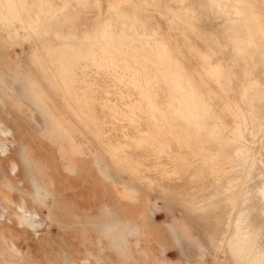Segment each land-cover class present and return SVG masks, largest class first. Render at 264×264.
<instances>
[{
    "label": "rangeland",
    "instance_id": "obj_1",
    "mask_svg": "<svg viewBox=\"0 0 264 264\" xmlns=\"http://www.w3.org/2000/svg\"><path fill=\"white\" fill-rule=\"evenodd\" d=\"M45 26L54 43L41 42ZM0 51V123L22 129L7 140L9 153L0 152V195L10 186L13 200L27 193L34 202L24 137L48 165L43 176L54 179L61 206L39 237L27 234L32 264H48L60 240L76 264H145L152 253L159 260L150 262L164 264H264V0H0ZM172 78L180 97L162 89ZM91 219L87 244L76 231ZM16 245L25 257L29 249Z\"/></svg>",
    "mask_w": 264,
    "mask_h": 264
},
{
    "label": "crops",
    "instance_id": "obj_2",
    "mask_svg": "<svg viewBox=\"0 0 264 264\" xmlns=\"http://www.w3.org/2000/svg\"><path fill=\"white\" fill-rule=\"evenodd\" d=\"M30 97L32 100H35L36 98L35 94H30ZM42 106H44L43 103H38V107H42ZM0 124H1L0 127H6L10 131V134L6 135L9 137H6V138L4 136L0 137V152L3 151L2 153H4V155H7V152L9 151V147H8L9 142L7 140L14 139L15 141L17 133L21 131L22 129L12 127L10 123H8L7 125L3 123H0ZM53 124L55 125V129H54V132L52 133V136L53 138L55 137V139L60 138L61 130L57 126L56 123H53ZM21 140L22 141L24 140L23 146H22V152H21L22 156L26 161H28L27 167L30 170V172L34 174V178H35L36 190L33 193L28 194V195H32V199L34 200V202L32 204L29 203L28 201L29 198L27 196V193L21 195L18 201L13 200L11 192H10V186H8L9 189L7 190L6 193L3 192L0 195V199H1L0 207H2L0 208V264H32L31 263V261H33L32 257L33 256L36 257V256L33 255L34 252L31 251L30 243H29V240H27L26 236L30 235L32 231L33 233H35V235H37V237H39V235L41 234L40 227L43 226L44 224H46L47 226H50L52 223H54L57 218L58 209L61 208V206L59 205L60 201L56 195V190H55L56 184L54 182V179L48 178V177L45 179L43 176L44 174L45 175L48 174L47 173L49 169L48 165L45 166L42 162H40V160L36 156L35 148L30 146L28 143H24L26 142L25 141L26 139L24 137H21ZM58 152L60 154V157L64 159V165L66 167L67 166L66 164H68L67 154L64 153L63 150H60V149H58ZM10 165L12 168L11 171L13 170L12 173L14 175H17V172L20 169V166H18L19 165L18 160L15 158L14 159L12 158ZM43 187H46L48 189L45 195L41 194V189ZM23 208L25 209V211ZM22 210H23V213H22ZM121 210H125V209L122 207ZM10 211H13V213L11 214ZM20 213H21V216H20ZM12 215L16 223L14 222V219H12L13 218ZM30 221L33 222L34 224L31 223ZM79 224H80L81 229L80 227H78V230L76 231L78 234L77 236L79 237V241H80V232H83L86 235L87 244L92 243L90 240L91 239L90 235L94 233V225H95L94 219L87 220ZM108 226L110 227L111 223H109ZM83 229H86L85 230L86 232H84ZM19 239H21V241ZM17 243L18 245L19 243H22L23 247L24 245H26V247L29 249L27 250V252L24 251L25 257L21 254L20 249L16 245ZM49 243L50 241L46 243L48 244L47 247H49ZM56 248L57 249L53 250V253L51 255L46 253L47 254L46 259H47L48 264H59V259H58L59 254L63 256V260L67 264H76L72 252L67 248L63 240H60L58 244H56ZM23 250H25V248H23ZM87 255H88V258L89 257L91 258V252L89 249L87 250ZM155 255L156 254L152 253L151 256H146V259L153 260L155 258L157 260L158 258ZM119 256H123V253L119 252ZM157 256L159 257V255ZM165 259L167 260V264H169V260L167 258ZM150 260L145 261V264H148V263L164 264V263H159V261L150 262Z\"/></svg>",
    "mask_w": 264,
    "mask_h": 264
},
{
    "label": "bare ground",
    "instance_id": "obj_3",
    "mask_svg": "<svg viewBox=\"0 0 264 264\" xmlns=\"http://www.w3.org/2000/svg\"><path fill=\"white\" fill-rule=\"evenodd\" d=\"M10 5H11V4H10ZM12 5H13V3H12ZM21 5H22V4H21ZM9 7H10V6H9ZM25 7H26V6H25ZM217 7H218V6H217ZM22 9H24V8H22ZM6 10H7V9H6ZM8 10H9V9H8ZM15 10H16V9H15ZM12 11H13V10H12ZM15 12H16V11H15ZM26 12H27V11H26ZM52 12H53V11H52ZM53 13H54V12H53ZM8 15H9V14H8ZM13 15H14V14H13ZM5 18H6V17H5ZM25 18H26V17H25ZM53 22H55V20H54ZM230 22H231V21H230ZM233 23H234V22H233ZM104 24H105V23H104ZM38 26H39V25H38ZM50 27H51V25H50ZM54 28H55V27H54ZM26 29H27V28H26ZM44 29H45V32L43 33L44 35H43L42 38H41V42H42V43L44 42L46 45H47V44H50V43H54V41H55V37H54L52 34H50L51 32L49 33V32L47 31L46 26H45ZM105 29H106V28H105ZM8 35H9V34H8ZM26 35H27V34H26ZM15 36H16V35H15ZM27 37H28V35H27ZM19 40L21 41L22 38H21L19 35H17V39H16V40H13L12 43H18ZM113 42H114V41H113ZM103 43H104V42H103ZM55 44H56V43H55ZM61 48H62V47H61ZM64 48H65V47H64ZM183 48H184V47H183ZM186 49H187V48H186ZM190 50H191V49H190ZM233 51H234V49H233ZM0 52H2V51H0ZM17 52H18V51H17ZM158 52H159V51H158ZM18 55H19V57H20V54H18ZM109 55H110V54H109ZM107 56H108V55H107ZM137 56H138V55H137ZM206 56H207V55H206ZM166 57H167V56H166ZM148 58H149V57H148ZM206 59H207V58H206ZM183 60H184V59H183ZM179 62H180V61H179ZM146 63H147V62H146ZM202 63H203V62H202ZM141 64H142V63H141ZM149 64H150V63H149ZM165 64L167 65V63H165ZM165 64H164V67H166ZM208 64H209V63H208ZM160 65H161V63H160ZM162 65H163V64H162ZM174 65H177V64H174ZM122 66H123V65H122ZM156 66H157V65H156ZM211 66H213V65H211ZM219 66H220V65H219ZM119 67H120V66H119ZM126 67H127V66H126ZM172 67H174V66H172ZM172 67H171V64H170V65H169V69H170V68L172 69ZM189 67H190V66H189ZM230 67H231V66H230ZM166 68H167V67H166ZM177 68H178V66H177ZM207 68H208V67H207ZM216 68L218 69L219 67H215L214 69H216ZM93 69H94V68H93ZM129 69H130V68H129ZM160 69H161V68H160ZM175 69H176L175 67L172 69L173 72H175V71L177 70V69H176V70H175ZM183 69H184V68H183ZM209 69H210V66H209ZM220 69H221V68H220ZM220 69H218V70H220ZM225 69H227V68H225ZM172 70H171V71H172ZM174 70H175V71H174ZM178 70H179V69H178ZM228 70H229V69H227V71L222 70V72H221L222 75H221L220 77L223 76V77H224L223 80H225V81H226V79H227V80H230V78H231V72H229ZM67 71H68V70H67ZM157 71H158V70H157ZM167 71L170 72V70H167ZM180 71H181V69H180ZM184 71H185V70H184ZM210 71H211V69H210ZM212 71H213V69H212ZM115 72H117V71H115ZM216 72H218V71L216 70ZM219 72H220V71H219ZM110 73H111V72H110ZM145 73H146V72H145ZM155 73H156V72H155ZM165 73H166V71H165ZM165 73H164V74H165ZM167 73H168V72H167ZM167 73H166L165 75H167ZM178 73H179V72H178ZM183 73H184V72H183ZM207 73H208V72H207ZM164 74H163V75H164ZM172 74H173V73H171V74H169V75H172ZM179 74H182V73L180 72ZM202 74H203V73H202ZM205 74H206V73H205ZM209 74H210V72H209ZM213 74H214V73H213ZM66 75H67V74H66ZM78 75H79V74H78ZM169 75H167L168 78H169ZM177 75H178V74H177ZM177 75H176V76H177ZM185 75H186V71H185ZM192 75H193V74H192ZM211 75H212V74H211ZM211 75H210V76H211ZM216 75H217V74H216ZM216 75H215V76H216ZM232 75L234 76L233 73H232ZM193 76H194V75H193ZM208 76H209V75H208ZM217 76H218V75H217ZM233 76H232V77H233ZM71 77H72V76H71ZM134 77H135V76H134ZM134 77H133V78H134ZM204 77H205V75H204ZM204 77H203V78H204ZM77 78H78V77H77ZM86 78H87V77H86ZM166 78H167V77H166ZM166 78H164V80H165ZM182 78H183V77H182ZM216 78H217V77H216ZM154 79H156V78H154ZM175 79H176V78H175ZM185 79H186V78H185ZM201 79H202V78H201ZM209 79H210V78H209ZM221 79H222V78H221ZM221 79H218V80H221ZM117 80H118V79H117ZM138 80H140V79H138ZM142 80H143V79H142ZM161 80H162V79H161ZM161 80H160V81H161ZM164 80H162L163 83H164ZM167 80H168V79H167ZM167 80H166V81H167ZM177 80H178V79H177ZM183 80H184V78H183ZM218 80H217V81H218ZM223 80H222V81H223ZM113 81H115V79H114ZM120 81H121V80H120ZM140 81H141V80H140ZM152 81H153V80H152ZM154 81H155V80H154ZM154 81L151 82V83H154ZM166 81H165V82H166ZM190 81H191V80H190ZM190 81H188V82H190ZM193 81L195 82L194 78H193ZM198 81H200V80H198ZM198 81H197V82H198ZM201 81H202V80H201ZM225 81H224V82H225ZM12 82H13L12 79H9V80H8V83H9L10 85L12 84ZM87 82H88V81H87ZM124 82H125V81H124ZM133 82H134V81H133ZM176 82H177V81H176ZM178 82H179V80H178ZM194 82H193V83H194ZM219 82H220V81H219ZM224 82H222V84H223ZM131 83H132V82H131ZM142 83H143V82H142ZM172 83H174V84H172ZM220 83H221V82H220ZM228 83H230V81H229ZM64 84H65V83H64ZM149 84H150V83H149ZM161 84H162V83H161ZM164 84H166V83H164ZM167 84L170 85V86H168V87L165 86V88L163 87L162 89H165V90H164L165 92H166L167 90H168V92H170L169 90L176 89V94L174 93V95H177V97H178V96L180 97V93H179V92H180V88H179V86H178V87L175 86V80H173V78H172V81H171V80H168V81H167ZM189 84H190V83H189ZM196 84H197V83H196ZM210 84H211V83H210ZM218 84H219V83H218ZM226 84H227V83H226ZM231 84H232V83H230V85H231ZM84 85H85V84H84ZM150 85H151V84H150ZM152 85H153V84H152ZM156 85H157V83H156ZM179 85H180V84H179ZM181 85H182V82H181ZM200 85H201V84H200ZM206 85H207V84H206ZM224 85H225V83H224ZM230 85H228V86H230ZM65 86H66V85H65ZM117 86H118V85H117ZM162 86H163V85H162ZM184 86H185V85H184ZM191 86H192V85H191ZM191 86H190V87H191ZM220 86H221V85H220ZM62 87H63V86H62ZM84 87H85V86H84ZM84 87H82V88H84ZM131 87H132V86H131ZM150 87H151V86H150ZM175 87H176V88H175ZM196 87H197V86H196ZM224 87H226V86H224ZM224 87H223V88H224ZM260 87H261V86H260ZM132 88H133V87H132ZM141 88H142V87H141ZM153 88H155V87H153ZM182 88H183V87H182ZM186 88H187V87H186ZM192 88L194 89V87H191L190 90H192ZM219 88H220V87H219ZM221 88H222V87H221ZM223 88H222V89H223ZM226 88H228V87H226ZM229 88H230V87H229ZM64 89H65V88H64ZM67 89H68V88H67ZM134 89H136V87H134ZM143 89H147V91H148L147 86H146L145 88H143ZM177 89L179 90L178 94H177ZM222 89H221V90H222ZM246 89H247V88H246ZM84 90H85V88H84ZM106 90H107V89H106ZM121 90H122V89H121ZM124 90H125V89H124ZM124 90H123V92H124ZM139 90H140V89H139ZM139 90H138V91H139ZM149 90H150V89H149ZM184 90H185V88H184ZM187 90H188V89H187ZM195 90H196V89H195ZM204 90H206V89H204ZM224 90H225V89H223V91H222L221 94H223ZM87 91H88V90H87ZM87 91H86V92H87ZM172 91H173V90H172ZM172 91H171L170 93H172ZM217 91H218V90H217ZM225 91H226V90H225ZM228 91H229V90H228ZM230 91H231V90H230ZM230 91H229V92H230ZM64 92H65V91H64ZM66 92H68V91H66ZM91 92H92V91H91ZM165 92H164V93H165ZM168 92H167L166 94H170V93H168ZM185 92H186V91H185ZM185 92H184V93H185ZM192 92H194V91L192 90ZM192 92H191V93H192ZM262 92H263V91H262ZM83 93H84V92H83ZM124 93H125V92H124ZM150 93H151V92H150ZM181 93H182V90H181ZM186 93H187V92H186ZM188 93H189V91H188ZM203 93H204V92H203ZM226 93H227V92H226ZM226 93H225V94H226ZM131 94H132V93H131ZM160 94H161V93H160ZM172 94H173V93H172ZM182 94H183V93H182ZM192 94H193V93H192ZM194 94H195V93H194ZM201 94H202V93H201ZM201 94H200V95H201ZM65 95H66V94H65ZM132 95H133V94H132ZM144 95H145V94H144ZM151 95H153V94H151ZM154 95H155V94H154ZM158 95H159V94H158ZM184 95H185V94H184ZM186 95H187V94H186ZM248 95H249V94H248ZM120 96H121V95H120ZM146 96H147V95H146ZM164 96H165V95H164ZM197 96H199V95H197ZM92 97H93V96H92ZM169 97H171V96H169ZM173 97H174V96H173ZM195 97H196V96H195ZM199 97H200V96H199ZM205 97H206V96H205ZM243 97H244V96H243ZM93 98H94V97H93ZM119 98H120V97H119ZM123 98H124V97H123ZM149 98H150V96H149ZM151 98H152V97H151ZM174 98H175V97H174ZM196 98H197V97H196ZM70 99H71V98H70ZM143 99H144V98H142V100H143ZM159 99H160V98H159ZM161 99H162V98H161ZM199 99H200V98H199ZM207 99H208V97H207ZM55 100H56V99H55ZM152 100H153V99H152ZM162 100H164V99H162ZM162 100H161V101H162ZM185 100H186V99H185ZM187 100H188V99H187ZM195 100H196V99H195ZM203 100H204V99H203ZM203 100H202V101H203ZM229 100H231V99H229ZM254 100H255V99H254ZM126 101H127V100H126ZM164 101H166V100H164ZM233 101H235V100H233ZM169 102H170V100H169ZM171 102H173V100H172ZM171 102H170V104H171ZM179 102L181 103V101H179ZM198 102H199V101H198ZM200 102H201V101H200ZM200 102H199V103H200ZM218 102H219V101H218ZM123 103H124V102H123ZM137 103H138V102H137ZM141 103H142V102H141ZM167 103H168V102H167ZM175 103H176V102H175ZM180 103H179V104H180ZM194 103L196 104L197 102H194ZM228 103H229V102H228ZM232 103H234V102H232ZM73 104H75V103H73ZM126 104H127V103H126ZM144 104H145V103H144ZM172 104H174V103H172ZM200 104H202V102H201ZM205 104H206V103H205ZM235 104H236V103H235ZM92 105H93V104H92ZM136 105H137V104H136ZM175 105H176V104H175ZM182 105H183V104H182ZM186 105H187V104H186ZM191 105H192V104H191ZM191 105H190V106H191ZM206 105H207V104H206ZM134 106H135V105H134ZM188 106H189V105H188ZM170 107H171V106H170ZM174 107H176V106H174ZM182 107H183V106H182ZM195 107H197V106H195ZM200 107H203V106H200ZM206 107H207V106H206ZM229 107H230V106H229ZM231 107H232V106H231ZM133 108H134V107H133ZM158 108H159V107H158ZM180 108H181V107H180ZM198 108H199V107H198ZM198 108H197V109H198ZM204 108H205V107H204ZM208 108H209V107H208ZM226 108H228V107H226ZM175 109H176V108H175ZM183 109H184V108H183ZM186 109H187V108H186ZM190 109H191V108H190ZM192 109H193V108H192ZM228 109H229V108H228ZM168 110H169V109H168ZM171 110H173V108H172ZM234 110H236V109H234ZM69 111H70V110H69ZM74 111H76V110H74ZM178 111H179V110H178ZM195 111H196V110H195ZM206 111H207V110H205V112H206ZM208 111H209V109H208ZM121 112H122V111H121ZM169 112H170V111H169ZM211 112H213V111H211ZM232 112H233V111H232ZM242 112H244V111H242ZM124 113H125V112H124ZM171 113H172V111L170 112V115H171ZM188 113H189V112H188ZM200 113H201V112H200ZM237 113H238V112H237ZM176 114H177V112H176ZM198 114H199V113H198ZM244 114H245V113H244ZM167 115H168V114H167ZM167 115H166V117H168ZM170 115H169V116H170ZM178 115H179V114H178ZM180 115H182V114H180ZM238 115H239V114H238ZM74 116H75V115H74ZM117 116H118V115H117ZM176 116H177V115H176ZM176 116L171 117V118H175ZM189 116H190V115H189ZM191 116H192V115H191ZM234 116H235V115H234ZM118 117H119V116H118ZM129 117H130V116H129ZM166 117H165V118H166ZM238 117H240V116H237L236 118H238ZM76 118H77V117H76ZM162 118H163V117H162ZM179 118L181 119L182 117H179ZM186 118H187V117H186ZM212 118H213V116H212ZM236 118H235V119H236ZM254 118H255V117H254ZM122 119H123V118H122ZM133 119H135V117H134ZM149 119H150V118H149ZM153 119H154V118H153ZM158 119H159V118H158ZM163 119H164V118H163ZM177 119H178V118H177ZM203 119H204V118H203ZM219 119H220V118H219ZM82 120H83V119H82ZM114 120H115V119H114ZM123 120H124V119H123ZM151 120H152V119H151ZM154 120H155V119H154ZM159 120H160V121H159ZM159 120H158V121L161 122V119H159ZM207 120H208V119H207ZM239 120H240V119H239ZM245 120H247V119H245ZM252 120H253V118H252ZM92 121H93V120H92ZM132 121H133V120H132ZM134 121H135V120H134ZM184 121H186V120H184ZM230 121H231V120H230ZM248 121H249V120H248ZM253 121H254V120H253ZM116 122H117V121H116ZM125 122H126V121H125ZM127 122H128V121H127ZM135 122H136V121H135ZM147 122H148V121H147ZM173 122H174V121H173ZM176 122H178V121H176ZM190 122H192V120H191ZM200 122H201V120H200ZM238 122H239V121H238ZM241 122H242V120H241ZM165 123H166V122H165ZM180 123H181V122H180ZM236 123H237V122H236ZM253 123H254V122H253ZM129 124H133V123L130 122ZM157 124H158V122H157ZM174 124H175V123H174ZM181 124H182V123H181ZM186 124H187V123H186ZM193 124H194V123H193ZM195 124L197 125V123H195ZM218 124H219V123H218ZM218 124H217V125H218ZM241 124H242V123H241ZM248 124H249V123H248ZM248 124H247V125H248ZM160 125H162V124H160ZM160 125H159V126H160ZM175 125H176V124H175ZM249 125H250V124H249ZM0 126H1V124H0ZM3 126H4V125H3ZM223 126H224V125H223ZM241 126H242V125H241ZM243 126H244V125H243ZM245 126H246V125H245ZM156 127H157V126H156ZM169 127H170V126H169ZM191 127H192V126H191ZM220 127H222V125H221ZM227 127H228V126H227ZM239 127H240V126H239ZM256 127H257V126H256ZM0 128H1V129H0V133H1L3 136H6V135H9V134H10V131H9L6 127H0ZM2 128H3V129H2ZM84 128H85V127H84ZM174 128H175V127H174ZM184 128H185V127H184ZM195 128H196V127H195ZM195 128H194V129H195ZM230 128H231V127H230ZM233 128H234V127H233ZM235 128H236V127H235ZM131 129H132V128H131ZM223 129H224V128H223ZM225 129H226V128H225ZM246 129H247V128H246ZM86 130H87V129H86ZM157 130H158V129H157ZM170 130H171V129H170ZM192 130H193V129H192ZM199 130H200V129H199ZM226 130H227V129H226ZM228 130H229V129H228ZM254 130H255V129H254ZM145 131H146V130H145ZM172 131H173V130H172ZM193 131H194V130H193ZM193 131H192V132H193ZM231 131H232V130H230V132H231ZM236 131H237V130H236ZM163 132H164V131H163ZM216 132H217V131H216ZM228 132H229V131H228ZM245 132H246V131H245ZM159 133H160V131H159ZM166 133H167V132H166ZM175 133H176V132H175ZM195 133H196V132H195ZM221 133H223V132H221ZM224 133H225V132H224ZM226 133H227V132H226ZM155 134H156V133H155ZM161 134H162V133H161ZM179 134H180V133H179ZM158 135H159V134H158ZM183 135H184V134H183ZM186 135H187V134H186ZM249 135H250V134H249ZM156 136H157V135H156ZM194 136H195V135H194ZM199 136H200V135H199ZM261 136H262V135H261ZM142 137H143V136H142ZM237 137L240 138V139H242V138H243V132L239 131L238 134H237ZM5 138H6V137H5ZM156 138H157V137H156ZM156 138H155V139H156ZM158 138H160V137H158ZM158 138H157V139H158ZM153 139H154V138H153ZM157 139H156V140H157ZM174 139H175V138H174ZM178 139H179V138H178ZM180 139H181V138H180ZM235 139H236V138H235ZM243 139H244V138H243ZM100 140H101V139H100ZM134 140H135V139H134ZM141 140H142V138H141ZM156 140H155V141H156ZM219 140H220V139H219ZM224 140H225V139H224ZM143 141H144V140H143ZM158 141H160V140L158 139L156 143H159V144H160L161 142H158ZM173 141H174V140H173ZM228 141H229V140H228ZM239 141H240V140H239ZM131 142H132V141H131ZM162 142H163V141H162ZM168 142H170V141H168ZM219 142H220V141H219ZM164 143H165V142H164ZM177 143H178V142H177ZM223 143H224V142H223ZM228 143H229V142H228ZM233 143H234V142H233ZM124 144H125V143H124ZM167 144H168V143H167ZM169 144H170V143H169ZM225 144H226V143H225ZM242 144H243V143H242ZM242 144H241V145H242ZM132 145H133V144H132ZM142 145H143V144H142ZM146 145H147V144H146ZM236 145H237V144H236ZM165 146H166V145H165ZM222 146H224V145H222ZM228 146H230V144H229ZM228 146H226V147H228ZM232 146H234V145L232 144ZM238 146H239V145H237V147H238ZM242 146H243V145H242ZM4 147H5V146H4ZM8 147H9V146H8ZM134 147H135V146H134ZM142 147H144V146H142ZM142 147H141V148H142ZM237 147H236V148H237ZM240 147H241V146H240ZM114 148H115V147H114ZM123 148H124V147H123ZM166 148H167V146H166ZM234 148H235V146H234ZM112 149H113V148H112ZM112 149H111V150H112ZM136 149H137V148H136ZM146 149H147V148H146ZM244 149H245V147H244ZM247 149H248V147H247ZM1 150H3V149H1ZM113 150H114V149H113ZM155 150H156V149H155ZM195 150H196V149H195ZM220 150H221V149H220ZM241 150H242V149H241ZM114 151H115V150H114ZM158 151H159V150H158ZM2 152H3V151H2ZM2 152H1V153H2ZM4 152H6V151H4ZM8 152H9V151H8ZM8 152H7V153H8ZM201 152H202V151H201ZM130 153H131V152H130ZM135 153H136V152H135ZM160 153H161V151H160ZM176 153H177V152H176ZM241 153L243 154L244 152H241V151H240V155H241ZM247 153H248V151H247ZM2 154L4 155V153H2ZM114 154H115V153H114ZM148 154H151V153H148ZM178 154H179V153H178ZM158 155H159V154H158ZM176 155H177V154H176ZM190 155H191V154H190ZM212 155H213V154H212ZM117 156H118V155H117ZM188 156H189V155H188ZM209 156H210V155H209ZM213 156H214V155H213ZM247 156H248V155H247ZM155 157H156V156H155ZM174 157H175V156H174ZM185 157H186V156H185ZM185 157H183V158H185ZM210 157H211V156H210ZM215 157H216V156H215ZM241 157H242V156H241ZM245 157H246V156H245ZM177 158H178V157H177ZM180 158H181V157H180ZM188 158H189V157H188ZM212 158H213V157H212ZM246 158H247V157H246ZM140 159H141V158H140ZM242 159H244V158H242ZM242 159H240V160H242ZM247 159H248V158H247ZM155 160H156V159H155ZM215 160L218 161V159H215ZM215 160H213V162H214ZM15 161H16V160H15ZM174 161H175V160H174ZM184 161H185V160H184ZM191 161H192V160H191ZM209 161H211V160H209ZM217 161H216V162H217ZM202 162H203V161H202ZM206 162H207V161H206ZM16 163H17V162H16ZM135 163H136V162H135ZM244 163H245V162H244ZM247 163H248V162H247ZM253 163H254V162H253ZM223 164H224V163H223ZM249 164H250V163H249ZM14 165H15V164H14ZM173 165H174V164H173ZM182 165H183V164H182ZM198 165H199V164H198ZM219 165H220V164H219ZM245 165H246V164H245ZM18 166H19V165H18ZM171 166H172V165H171ZM206 166H208V165H206ZM237 166H238V165H237ZM250 167H251V166H250ZM14 168H15V167H14ZM182 168H183V167H182ZM182 168H181V169H182ZM246 168H247V167H246ZM11 169H12V168H11ZM15 169H16V168H15ZM135 170H136V169H135ZM155 171H156V170H155ZM182 171H184V170H182ZM236 171H237V170H236ZM12 172H13V170H12ZM166 172H167V171H166ZM187 172H188V170H187ZM237 172H238V171H237ZM247 172H248V171H247ZM176 173H177V172H176ZM216 173H217V171H216ZM230 173H231V171H230ZM232 173H233V172H232ZM240 173H241V172H240ZM248 173H249V172H248ZM188 174H189V173H188ZM225 174H226V173H225ZM194 175H195V174H194ZM155 176H156V175H155ZM162 176H163V175H162ZM207 176H208V175H207ZM229 176H230V174H229ZM251 176H252V175H251ZM191 177H192V176H191ZM191 177H189V178H191ZM199 178H200V176H199ZM210 178H211V177H210ZM240 178H241V177H240ZM235 179H236V177H235ZM250 179H251V178H250ZM233 180H234V179H233ZM237 180H238V177H237ZM237 180H236V181H237ZM241 180H242V179H241ZM241 180L239 179V181H241ZM174 181H175V180H174ZM195 181H196V180H195ZM216 181H217V180H216ZM239 181H237V182H239ZM248 181H249V180H248ZM165 182H166V181H165ZM192 182H193V181H192ZM206 182H207V181H206ZM249 182H250V181H249ZM233 183H234V182H233ZM237 184H238V183H237ZM244 184H245V183H244ZM250 184L252 185V183H250ZM168 185H169V184H168ZM231 185H232V184H231ZM219 187H220V186H219ZM227 187H228V186H227ZM241 187H242V186H241ZM173 188H174V187H173ZM216 188H217V186H216ZM222 188H223V187H222ZM246 188H247V187H246ZM167 189H168V188H167ZM232 189H234V188H232ZM240 189H241V188H240ZM240 189L238 188L237 190L241 191ZM237 190H235V191H237ZM257 190H258V189H257ZM214 191H215V190H214ZM221 191H222V190H221ZM226 191H227V190H226ZM259 191H260V190H259ZM259 191H258V192H259ZM261 191H263V193H264V190H262V187H261ZM261 191L259 192V194L262 193ZM219 192H220V191H219ZM180 193H181V192H180ZM197 193H198V192H197ZM215 193H216V192H215ZM222 193H224V192L222 191ZM230 193H232V192H230ZM237 193H238V192H237ZM240 193H242V191H241ZM245 193H246V192H245ZM181 195H182V194H181ZM244 195H245V194H244ZM176 196H177V195H176ZM233 196H234V195H233ZM261 196H262V198H263V200H264V197H263L264 195H261ZM171 197H172V196H171ZM200 197H201V196H200ZM200 197H199V198H200ZM234 197H235V196H234ZM239 197H241L240 194H239L238 198H239ZM223 198H224V197H223ZM223 198H222V200H223ZM212 199H213V198H212ZM212 199H210V200H212ZM217 199H219V198H217ZM225 199H226V198H225ZM225 199H224V200H225ZM231 199H233L232 196H231ZM239 199H240V198H239ZM220 200H221V199H220ZM228 200H229V198L227 199V201H228ZM237 200H238V199H237ZM261 200H262V199H261ZM0 201H1V199H0ZM193 201H194V200H193ZM193 201H192V202H193ZM203 201H204V200H203ZM233 201H234V199H233ZM240 201H242V200H240ZM240 201H239V202H240ZM235 202H236V201H235ZM237 202H238V201H237ZM261 202H262V201H261ZM194 203H195V202H194ZM204 203H205V202H203V206H204ZM211 203H214V201L211 202ZM216 203H217V202H216ZM218 203H219V201H218ZM218 203H217V204H218ZM231 203H232V202H231ZM233 203H234V202H233ZM241 203H242V202H241ZM258 203H259V201H258ZM192 204H193V203H192ZM227 204H228V203H227ZM248 204H249V203H248ZM0 205H1V204H0ZM206 205H207V204H206ZM228 205H229V204H228ZM203 206H202V208H203ZM207 206H210V205L208 204ZM231 206H233V204H232ZM257 206H259V205H257ZM263 206H264V205H263ZM263 206H261V207H263ZM205 207H206V206H205ZM233 207H234V206H233ZM0 208H2V207H0ZM21 208H22V207H21ZM263 208H264V207H263ZM23 209H24V208H23ZM199 209H200V208H199ZM204 209H205V208H204ZM204 209H202V210H204ZM261 209H262V208H261ZM3 210H5V209H3ZM187 210H188V209H187ZM191 210H192V208H191ZM191 210H190V211H191ZM220 210H221V209H220ZM1 211H2V210H1ZM24 211H25V209H24ZM204 211H205V210H204ZM231 212H232V211H231ZM241 212H242V211H241ZM22 213H23V210H22ZM26 213H27V212H26ZM26 213H25V214H26ZM225 213H226V212H225ZM242 213H243V212H242ZM7 214H8V213H7ZM32 214H33V213H32ZM196 214H197V213H196ZM220 214H221V213H220ZM226 214H227V213H226ZM239 214H241V213H239ZM3 215H4V214H3ZM33 215H34V214H33ZM207 215H208V214H207ZM212 215H213V214H212ZM215 215H216V214H215ZM230 215H231V214H230ZM260 215H261V214H260ZM4 216H5V215H4ZM8 216H9V215H8ZM20 216H21V213H20ZM35 216H36V215H35ZM231 216H232V215H231ZM237 216H239V215H237ZM2 217H3V216H2ZM229 217H230V216H229ZM24 218H25V217H24ZM216 218H217V217H216ZM10 219H11V218H10ZM33 219H34V218H33ZM20 220H21V219H20ZM227 220H228V219H227ZM229 220H230V219H229ZM233 220H234V219H233ZM25 221H26V220H25ZM33 221H34V220H33ZM219 221H220V220H219ZM230 221H232V220H230ZM234 221H235V220H234ZM236 221H237V220H236ZM27 222H28V221H27ZM30 222H31V221H30ZM232 222H233V221H232ZM232 222H231V223H232ZM31 223H33V222H31ZM217 223H218V222H217ZM234 223H235V222H234ZM20 224H21V223H20ZM33 224H34V223H33ZM225 224H226V223H225ZM248 224H249V222H248ZM225 226H226V225H225ZM234 227H235V226H234ZM30 228H31V227H30ZM33 228H34V227H33ZM239 229H240V227H239ZM232 230H233V229H232ZM232 230H231V231H232ZM176 231H177L178 234H180V233H183L184 230L182 229V227H178V228L176 229ZM233 232H234V231H233ZM218 233H219V232H218ZM235 238H236V237H235ZM237 238H238V236H237ZM250 238H251V237H250ZM225 239H226V238H225ZM228 240H229V239H228ZM236 240H237V239H236ZM246 240H247V239H246ZM228 243H229V241H228ZM245 243H246V242H245ZM233 246H234V245H233ZM235 246H236V245H235ZM240 246H241V245H240ZM253 246H254V245H253ZM99 247H100V246H99ZM231 247H232V246H231ZM251 247H252V246H251ZM244 250H245V249H244ZM230 252H231V251H230ZM239 254H240V253H239V249H237V248L234 249V247H232V253H231V255L233 256V258L235 257V260L237 261L236 263H241V262H242L241 259H239V258H241V257H240L241 255H239ZM243 256H244V255H243ZM248 258H250V257H248ZM257 259H258V258H257ZM12 260H13V259H12ZM248 260H249V259H248ZM248 260H247V261H248ZM253 260H254V259H253ZM240 261H241V262H240ZM257 261H258V260H257ZM250 262H251V261H249L248 263L250 264ZM252 263H253V262H252ZM233 264H234V263H233ZM245 264H246V263H245Z\"/></svg>",
    "mask_w": 264,
    "mask_h": 264
}]
</instances>
